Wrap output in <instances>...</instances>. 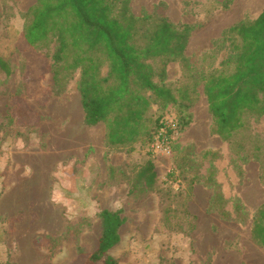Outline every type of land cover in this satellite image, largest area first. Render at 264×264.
<instances>
[{"label":"rangeland","instance_id":"obj_1","mask_svg":"<svg viewBox=\"0 0 264 264\" xmlns=\"http://www.w3.org/2000/svg\"><path fill=\"white\" fill-rule=\"evenodd\" d=\"M34 2L0 0V57L10 70L0 68V264H83L79 252L95 249L102 209H120L124 218L108 251L118 264H264L251 237L264 204V117L246 115V127L224 141L212 131L201 91V75L232 55L228 28L254 20L264 0L129 1L135 17L191 29L187 54L166 64L162 83L174 93L187 88L190 107L152 103L148 112L153 121L179 119L169 156L152 154L146 139L108 147L104 123L84 124L80 70L57 91L49 69L54 44L46 55L21 41ZM148 160L155 188L132 197L130 181ZM166 208L171 222L161 228Z\"/></svg>","mask_w":264,"mask_h":264},{"label":"trees","instance_id":"obj_2","mask_svg":"<svg viewBox=\"0 0 264 264\" xmlns=\"http://www.w3.org/2000/svg\"><path fill=\"white\" fill-rule=\"evenodd\" d=\"M129 1L35 0L21 26V41L34 50L47 52L54 44L49 69L57 91L80 70L83 122L87 126L104 123L105 142L112 148L152 141L163 118L153 121L148 116L152 103L165 107L178 101L189 108L192 102L187 88L174 93L162 84L166 64L184 59L190 27L172 24L164 17H135ZM226 33L236 39L231 44L232 55L221 62L220 69L201 75L212 131L224 141L246 127V115L264 117V9L254 20L241 21ZM153 59L161 63L158 71L149 62ZM0 68L10 72L1 57ZM188 120L189 114L181 126ZM155 185L154 164L148 160L136 169L127 193L139 197ZM170 217L171 211L164 209L161 228L169 226ZM99 219L95 249L81 251L79 256L83 264H118L108 251L120 240L121 210L102 209ZM251 237L264 249V204L256 210Z\"/></svg>","mask_w":264,"mask_h":264},{"label":"built area","instance_id":"obj_3","mask_svg":"<svg viewBox=\"0 0 264 264\" xmlns=\"http://www.w3.org/2000/svg\"><path fill=\"white\" fill-rule=\"evenodd\" d=\"M176 128L177 123L174 116H164L150 142L149 151L154 155L169 156L172 135L176 131Z\"/></svg>","mask_w":264,"mask_h":264},{"label":"crops","instance_id":"obj_4","mask_svg":"<svg viewBox=\"0 0 264 264\" xmlns=\"http://www.w3.org/2000/svg\"><path fill=\"white\" fill-rule=\"evenodd\" d=\"M190 38H191V37H189L188 45L186 46V51H185L186 54H187V50H188V48H189ZM167 73H169V69H167ZM201 91H202V88H201ZM204 98H205V97H204Z\"/></svg>","mask_w":264,"mask_h":264}]
</instances>
